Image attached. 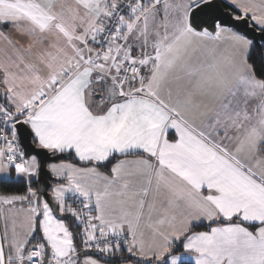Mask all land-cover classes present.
Instances as JSON below:
<instances>
[{
    "label": "snow or ice",
    "instance_id": "1",
    "mask_svg": "<svg viewBox=\"0 0 264 264\" xmlns=\"http://www.w3.org/2000/svg\"><path fill=\"white\" fill-rule=\"evenodd\" d=\"M0 264H264V0H0Z\"/></svg>",
    "mask_w": 264,
    "mask_h": 264
}]
</instances>
